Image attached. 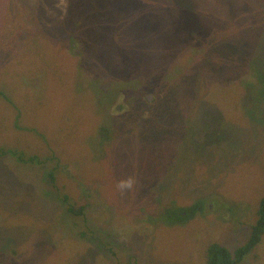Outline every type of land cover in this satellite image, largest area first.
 Here are the masks:
<instances>
[{
    "label": "rangeland",
    "instance_id": "374dc122",
    "mask_svg": "<svg viewBox=\"0 0 264 264\" xmlns=\"http://www.w3.org/2000/svg\"><path fill=\"white\" fill-rule=\"evenodd\" d=\"M80 130L98 171L74 194L46 186L80 215L16 214L40 166L15 151L78 158ZM95 184L128 205L104 209ZM263 196L264 0H0V264H207L211 239H246ZM199 199L203 213L161 218ZM220 215L230 223L212 226ZM255 252L264 264V235Z\"/></svg>",
    "mask_w": 264,
    "mask_h": 264
},
{
    "label": "trees",
    "instance_id": "16d2710c",
    "mask_svg": "<svg viewBox=\"0 0 264 264\" xmlns=\"http://www.w3.org/2000/svg\"><path fill=\"white\" fill-rule=\"evenodd\" d=\"M65 20L66 17L64 16V19L56 24H60V23L63 24ZM250 90H248V92ZM76 134L80 136L77 138L76 141L72 142L71 148L75 151V154H78L79 152L81 153V155L78 158L71 157L69 155L70 153L69 150H58L52 145L50 146L54 147L56 149V152L47 153V155H45L47 157L46 159H40L39 152L36 153V155H30L29 157H26L25 149H20L15 151V155H17L15 156V161L18 158L20 160L19 163L21 165H25V163L29 161V163H31L32 165L35 164V162H37L40 166L39 169L34 170V172L37 174V179L36 182L33 183V190H30V188L28 189L32 193V198H34L33 204H31L30 209H26V210L20 209L19 211L16 212V214L18 215L24 213L28 214L27 219L30 221H35L39 219V217H41V215L39 214H42L44 216V215H48V213L53 212L55 209L52 210V208L50 207L54 206L55 208H58V210H56L54 214V217H56V214L57 215L60 214L59 219H61L67 213H69V215L67 216L70 218H75L76 216L80 215V213L83 211L86 205L80 206L79 204H76L74 208L70 206L63 213L62 207L60 206V199L67 201L69 200V196L65 194L64 196L59 198V196L55 192L53 191L49 192V190L46 191V186L49 185V183L51 185L56 186L57 188L61 186V184H64L67 187L73 188V190L67 192L74 194V192L76 191L75 184L76 182L78 183L81 179L84 178V173L88 171V175H89V173L92 170L98 171L95 169V166L92 168H88L86 164L85 153L88 154L90 150H94L92 147V143L90 146L89 145L87 146L85 144L86 140L84 137H82V135L84 134L82 130L77 131ZM26 158H28V160H26ZM80 158L83 160H80ZM63 162H73V164L78 167V172H76L77 175H75L77 177L76 179L74 178V174L73 176H68L66 173L61 172ZM89 180L90 179L87 178V181L85 183L86 187L92 184ZM96 186L99 189V191H94V192H100L99 194H101V192H105L107 194V198L101 197L103 201L112 200L114 202V204L111 207L108 205V203H106L104 209L105 207H107L108 210H111V208L116 210L117 208L122 209L124 204L128 205V203L126 201L123 202L122 199V197L124 196L125 199L129 198L128 195L126 194L121 195L119 192H114L115 189L113 188L104 189V187H101L100 185H96ZM16 188L18 190V194H20L16 198H22L27 195L28 190L26 191L25 194L24 192H22L21 187L16 186ZM52 195H54L53 198ZM37 196L39 197V199H37ZM101 196H103V194H101ZM6 198H8V196H6ZM10 203H11L10 206L12 205V203L16 206L14 202L11 201ZM133 204L134 203H130V205ZM174 205L175 204L170 205V207L168 206L161 216V218L164 219L167 223H170L169 222L170 220L173 221L183 220L186 217V215H184V213H181L182 211L184 212L187 211L186 214H190V216L193 217L197 212H199V214L203 213L204 210L209 209L210 206L205 199H199L193 205L191 204L184 207L183 210H181V208L178 207L177 205L176 206ZM228 208L231 209L230 206H228ZM34 209L37 210L38 212L31 211ZM256 211L257 212H255V215L257 214V218L255 222L251 224L249 234L247 233L246 239L242 243L234 247V249H232V247H230L231 245L225 243L224 241H221L219 239L214 240V238L211 239V242L208 244V246L205 249L207 264H257L259 256L258 253L255 252V249L256 246L262 241V236L264 235V196L260 198V203ZM155 213L158 215L157 212ZM152 217L153 215H150V218ZM231 217L232 215H228L224 219V217L220 215L217 219H215V225L212 224V226L223 225V223L224 224L230 223ZM151 220H156V218H153ZM18 226L21 227L22 225L18 224ZM1 231L2 234H4L5 232L7 235L12 236L11 231H8L6 229V224L1 228ZM21 232L24 234V241H23L24 243L26 242L25 233L22 230ZM29 234H31V232ZM5 238L9 239L8 237ZM30 239H33V236ZM249 259L251 260V262H249ZM68 263L71 264V262Z\"/></svg>",
    "mask_w": 264,
    "mask_h": 264
},
{
    "label": "clouds",
    "instance_id": "9594fccd",
    "mask_svg": "<svg viewBox=\"0 0 264 264\" xmlns=\"http://www.w3.org/2000/svg\"><path fill=\"white\" fill-rule=\"evenodd\" d=\"M135 183H136L135 178L129 176L126 179H121L117 184V188L123 194L125 191L133 190Z\"/></svg>",
    "mask_w": 264,
    "mask_h": 264
}]
</instances>
